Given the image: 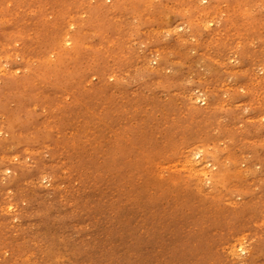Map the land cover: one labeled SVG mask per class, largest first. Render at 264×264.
Returning <instances> with one entry per match:
<instances>
[{
	"label": "rangeland",
	"instance_id": "374dc122",
	"mask_svg": "<svg viewBox=\"0 0 264 264\" xmlns=\"http://www.w3.org/2000/svg\"><path fill=\"white\" fill-rule=\"evenodd\" d=\"M0 264H264V0H0Z\"/></svg>",
	"mask_w": 264,
	"mask_h": 264
}]
</instances>
